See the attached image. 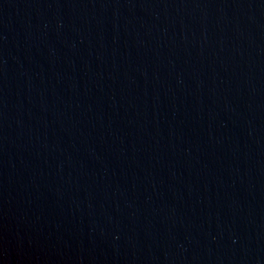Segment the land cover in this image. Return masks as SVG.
Listing matches in <instances>:
<instances>
[{
  "label": "water",
  "instance_id": "water-1",
  "mask_svg": "<svg viewBox=\"0 0 264 264\" xmlns=\"http://www.w3.org/2000/svg\"><path fill=\"white\" fill-rule=\"evenodd\" d=\"M0 264H264V0H0Z\"/></svg>",
  "mask_w": 264,
  "mask_h": 264
}]
</instances>
